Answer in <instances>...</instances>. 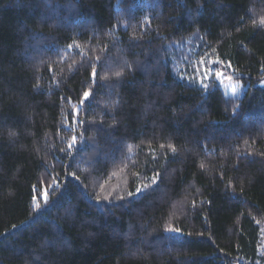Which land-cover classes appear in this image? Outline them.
<instances>
[{
  "label": "trees",
  "instance_id": "16d2710c",
  "mask_svg": "<svg viewBox=\"0 0 264 264\" xmlns=\"http://www.w3.org/2000/svg\"><path fill=\"white\" fill-rule=\"evenodd\" d=\"M262 17L0 0V264H264Z\"/></svg>",
  "mask_w": 264,
  "mask_h": 264
},
{
  "label": "snow or ice",
  "instance_id": "6c2138e0",
  "mask_svg": "<svg viewBox=\"0 0 264 264\" xmlns=\"http://www.w3.org/2000/svg\"><path fill=\"white\" fill-rule=\"evenodd\" d=\"M259 26L260 27H264V17H262L260 20H259ZM71 47V46H69ZM212 63H220L219 60H214L212 61ZM195 73L196 75L193 77V79H197L199 78V82L201 83L202 87L204 88H207L208 87V84L205 83V80L209 79V77L212 75V70L209 69L207 66H206V61L205 59L201 58L199 61H198V65L197 67L195 68ZM95 69L93 68V71H92V76L93 78H95ZM116 76H120L122 75V73L118 72L115 74ZM215 78L217 80L220 81V83L222 84L223 83V74L222 73H216L215 74ZM105 79H107V77H105ZM227 79L229 80H232L231 77H228ZM239 85L236 84V83H233L231 84L229 87L231 88V91H232V94H236V88L238 87ZM89 92H85L84 93V98L87 99L88 96H89ZM14 135V133H12ZM82 136L83 134H81V139H82ZM77 142V138L75 136H73L71 138V143L69 144V149H71ZM172 151H175V148L173 147L172 148ZM201 167H203V164L201 165ZM56 186L59 187V184L58 182L56 183ZM103 190V189H101ZM137 192L139 193L140 192V189L138 188L137 189ZM131 195V193H129ZM108 197L105 196V199H107ZM44 203L46 204L47 203V192L45 191V196H44ZM37 208L39 207V203H37ZM170 231H176L175 229H170Z\"/></svg>",
  "mask_w": 264,
  "mask_h": 264
},
{
  "label": "rangeland",
  "instance_id": "374dc122",
  "mask_svg": "<svg viewBox=\"0 0 264 264\" xmlns=\"http://www.w3.org/2000/svg\"><path fill=\"white\" fill-rule=\"evenodd\" d=\"M190 56V55H189ZM186 57H188V56H186ZM196 74H189L188 75V77L189 78H191L194 82H199V78H197V79H193V77L195 76ZM191 81V80H190ZM199 84H201L200 82H199ZM231 84H233V82L232 81H227V83H224L223 84V86L222 87H224V90H225V92H226V94L229 96V97H237V93H238V91H239V88L237 87L236 88V94H232V91H231V88L229 87ZM261 86L262 87H264V81L262 82V84H261Z\"/></svg>",
  "mask_w": 264,
  "mask_h": 264
}]
</instances>
